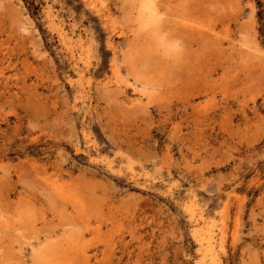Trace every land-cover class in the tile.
<instances>
[{"label": "rangeland", "instance_id": "rangeland-1", "mask_svg": "<svg viewBox=\"0 0 264 264\" xmlns=\"http://www.w3.org/2000/svg\"><path fill=\"white\" fill-rule=\"evenodd\" d=\"M198 229L264 264V0H0V264H200Z\"/></svg>", "mask_w": 264, "mask_h": 264}, {"label": "bare ground", "instance_id": "bare-ground-1", "mask_svg": "<svg viewBox=\"0 0 264 264\" xmlns=\"http://www.w3.org/2000/svg\"><path fill=\"white\" fill-rule=\"evenodd\" d=\"M148 1V0H147ZM151 1V0H150ZM143 4H145L143 1H142ZM151 3V2H150ZM153 5V4H151ZM150 5V6H151ZM141 6H145V5H142ZM147 7V6H146ZM153 6H151L152 8ZM142 8H145V7H142ZM149 8V7H148ZM151 8L149 9V11L151 10ZM147 9V8H145ZM154 9V7H153ZM147 11V10H146ZM155 11V9H154ZM47 17H48V22L51 26L55 27L57 33H58V36H59V39L62 41V43L67 46V48L69 50H71V48L75 45H78V46H81V36L79 34H75L73 31H69L66 29L65 27V24L63 23V21L61 19H59L56 15L52 14L50 11H47ZM152 14V13H150ZM150 14H148L150 16ZM154 14V13H153ZM147 16V18L149 17ZM152 19H154V15L151 16ZM150 19V18H148ZM154 21V20H153ZM152 20L149 21V22H153ZM142 22V21H141ZM24 24V23H23ZM72 24V23H71ZM73 26V25H72ZM23 29V28H22ZM24 30V29H23ZM22 30V31H23ZM27 30V29H26ZM24 32H30L29 31H24ZM85 67V66H84ZM81 72H78V75L80 76ZM85 76V75H84ZM135 88V87H134ZM136 89V88H135ZM137 90V89H136ZM57 185V184H56ZM59 187L61 185H58ZM62 187V186H61ZM51 189V188H50ZM64 191L63 188H58L56 187L54 189V193L56 195H59L58 197H60L62 194V190ZM53 190V189H51ZM66 192V191H64ZM69 195V194H68ZM66 196V195H65ZM67 197V196H66ZM62 198H65V197H62ZM63 203V202H62ZM65 203V202H64ZM63 203V204H64ZM190 205V204H189ZM188 210V209H187ZM194 211V210H193ZM190 212V211H189ZM195 212V211H194ZM192 212V213H194ZM192 213H189V217L192 219L194 218V215ZM199 213V211H198ZM197 215V214H196ZM199 215V214H198ZM202 216V215H201ZM197 218V216L195 217ZM192 221V220H191ZM194 221V220H193ZM198 221V220H197ZM190 223V222H189ZM209 224V223H208ZM212 225V224H211ZM195 226V225H194ZM203 227V226H202ZM195 233V237H196V243H197V247H198V251L200 252V255H201V260H200V264H216V257L214 255V252H213V248H214V234L213 232L210 230V229H198V230H195L194 231ZM192 234V233H191ZM217 234V233H216ZM218 237L220 236V231H219V234H217ZM219 241V240H218ZM221 241V240H220ZM73 244V243H72ZM80 244V245H79ZM78 245L82 247V242H80ZM218 244V242H217ZM75 245V244H74ZM76 245V246H78ZM80 247V249L78 250H81L82 248ZM75 249V247H73ZM62 250H63V247H62ZM65 251V250H63ZM216 251V250H215ZM72 252H73V249H72ZM71 252V253H72ZM77 252V251H76ZM70 253V252H69ZM69 253H67L69 255ZM80 254H81V251H80ZM72 255V254H71ZM217 255V254H216ZM47 256V255H46ZM45 256V257H46ZM71 257V256H70ZM76 257H82V255H76ZM48 258V256H47ZM46 258V259H47ZM51 258V257H50ZM49 258V259H50ZM72 259V258H71ZM79 260V259H77ZM76 260V261H77ZM83 262H84V259H83ZM199 262V260H198ZM48 263V262H47ZM41 264V263H40ZM49 264V263H48Z\"/></svg>", "mask_w": 264, "mask_h": 264}]
</instances>
